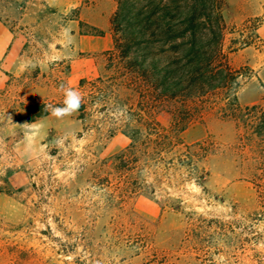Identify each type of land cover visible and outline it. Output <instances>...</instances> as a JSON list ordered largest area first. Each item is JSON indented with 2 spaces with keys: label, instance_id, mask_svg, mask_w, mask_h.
Masks as SVG:
<instances>
[{
  "label": "rangeland",
  "instance_id": "rangeland-1",
  "mask_svg": "<svg viewBox=\"0 0 264 264\" xmlns=\"http://www.w3.org/2000/svg\"><path fill=\"white\" fill-rule=\"evenodd\" d=\"M224 2L237 102L264 110V0ZM116 9L0 0V264H264V125L261 141L213 96L179 133L152 115L114 49ZM62 84L79 111L35 118Z\"/></svg>",
  "mask_w": 264,
  "mask_h": 264
},
{
  "label": "trees",
  "instance_id": "trees-1",
  "mask_svg": "<svg viewBox=\"0 0 264 264\" xmlns=\"http://www.w3.org/2000/svg\"><path fill=\"white\" fill-rule=\"evenodd\" d=\"M116 2L111 18L114 49L134 86L147 94L152 115L169 116L179 133L188 125L181 115H204L213 96L214 108L221 106L222 115L242 129L250 127L263 140V107L237 102L242 74L230 66L223 50L224 0ZM45 105H37L35 118L50 113Z\"/></svg>",
  "mask_w": 264,
  "mask_h": 264
},
{
  "label": "clouds",
  "instance_id": "clouds-1",
  "mask_svg": "<svg viewBox=\"0 0 264 264\" xmlns=\"http://www.w3.org/2000/svg\"><path fill=\"white\" fill-rule=\"evenodd\" d=\"M70 29H64V34L68 37V44L73 42V37L69 35ZM55 59V58H53ZM60 92L63 93V106H54L52 104H46L44 107V111L50 112L52 117H55L57 120H62L65 117L71 116L73 113L79 111L82 106V95L79 91L74 90L68 85L62 84L59 89ZM7 119L12 122V117L8 116ZM23 127L30 130H36L43 125L37 123H27L23 124Z\"/></svg>",
  "mask_w": 264,
  "mask_h": 264
},
{
  "label": "crops",
  "instance_id": "crops-1",
  "mask_svg": "<svg viewBox=\"0 0 264 264\" xmlns=\"http://www.w3.org/2000/svg\"><path fill=\"white\" fill-rule=\"evenodd\" d=\"M71 6L73 5L71 4ZM11 39H12L11 33L0 22V60L5 57V54H6L7 48L10 45Z\"/></svg>",
  "mask_w": 264,
  "mask_h": 264
}]
</instances>
